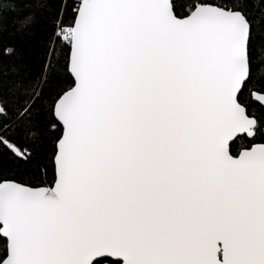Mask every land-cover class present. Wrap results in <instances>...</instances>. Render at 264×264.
<instances>
[{
    "label": "snow or ice",
    "instance_id": "1",
    "mask_svg": "<svg viewBox=\"0 0 264 264\" xmlns=\"http://www.w3.org/2000/svg\"><path fill=\"white\" fill-rule=\"evenodd\" d=\"M33 3L39 62L0 53V264H264V0Z\"/></svg>",
    "mask_w": 264,
    "mask_h": 264
},
{
    "label": "trees",
    "instance_id": "2",
    "mask_svg": "<svg viewBox=\"0 0 264 264\" xmlns=\"http://www.w3.org/2000/svg\"><path fill=\"white\" fill-rule=\"evenodd\" d=\"M17 5L15 12L0 13V53L15 47L25 62L38 63V57L42 54L41 45L37 41L40 26L42 24L41 12L35 7L33 0H14ZM35 13V34H22L15 30V22L18 16ZM254 69L264 67V44L258 42L253 50Z\"/></svg>",
    "mask_w": 264,
    "mask_h": 264
}]
</instances>
